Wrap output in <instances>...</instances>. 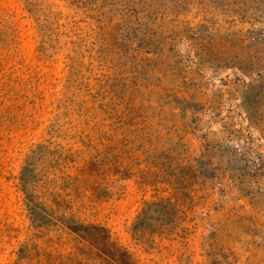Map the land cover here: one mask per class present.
Returning a JSON list of instances; mask_svg holds the SVG:
<instances>
[{"label":"rangeland","instance_id":"obj_1","mask_svg":"<svg viewBox=\"0 0 264 264\" xmlns=\"http://www.w3.org/2000/svg\"><path fill=\"white\" fill-rule=\"evenodd\" d=\"M0 264H264V0H0Z\"/></svg>","mask_w":264,"mask_h":264}]
</instances>
